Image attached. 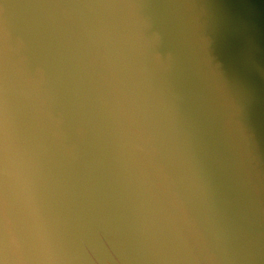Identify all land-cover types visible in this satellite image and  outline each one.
Segmentation results:
<instances>
[{
  "label": "clouds",
  "instance_id": "obj_1",
  "mask_svg": "<svg viewBox=\"0 0 264 264\" xmlns=\"http://www.w3.org/2000/svg\"><path fill=\"white\" fill-rule=\"evenodd\" d=\"M0 264H264V0H0Z\"/></svg>",
  "mask_w": 264,
  "mask_h": 264
}]
</instances>
